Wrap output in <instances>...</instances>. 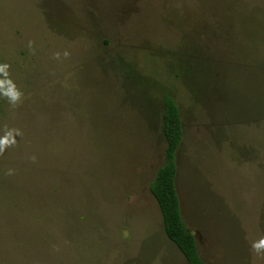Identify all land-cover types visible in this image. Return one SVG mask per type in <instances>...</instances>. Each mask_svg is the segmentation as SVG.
Segmentation results:
<instances>
[{
	"label": "rangeland",
	"instance_id": "374dc122",
	"mask_svg": "<svg viewBox=\"0 0 264 264\" xmlns=\"http://www.w3.org/2000/svg\"><path fill=\"white\" fill-rule=\"evenodd\" d=\"M249 61L264 63V0H0V264H188L150 190L165 95L203 260L264 264V119L250 118L264 73Z\"/></svg>",
	"mask_w": 264,
	"mask_h": 264
},
{
	"label": "trees",
	"instance_id": "16d2710c",
	"mask_svg": "<svg viewBox=\"0 0 264 264\" xmlns=\"http://www.w3.org/2000/svg\"><path fill=\"white\" fill-rule=\"evenodd\" d=\"M249 62L245 63L247 64V69L264 73V63L262 64L257 61L255 64H252L253 62ZM236 63L241 62L237 61ZM233 93L234 88L230 85V95ZM163 104L162 134L165 140L164 161L156 172L150 190L158 203L167 238L178 248L188 264H207L200 254L195 234L188 228L184 220L178 191V155L184 138L181 111L175 99L170 95L164 96ZM250 118L264 119V115Z\"/></svg>",
	"mask_w": 264,
	"mask_h": 264
},
{
	"label": "clouds",
	"instance_id": "9594fccd",
	"mask_svg": "<svg viewBox=\"0 0 264 264\" xmlns=\"http://www.w3.org/2000/svg\"><path fill=\"white\" fill-rule=\"evenodd\" d=\"M7 67H8L7 65H0V72H3ZM4 94L9 96V101L10 103H13V104L19 99V96H20L18 92L4 93ZM2 143H7V141H0V144ZM0 150H2V148H0ZM253 247L257 249H259L260 247H264V239H261L259 244L254 245Z\"/></svg>",
	"mask_w": 264,
	"mask_h": 264
}]
</instances>
